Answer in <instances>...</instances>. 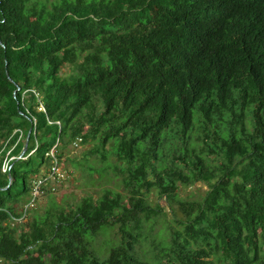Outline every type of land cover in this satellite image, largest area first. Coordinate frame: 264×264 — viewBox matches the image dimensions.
I'll list each match as a JSON object with an SVG mask.
<instances>
[{
	"label": "trees",
	"instance_id": "1",
	"mask_svg": "<svg viewBox=\"0 0 264 264\" xmlns=\"http://www.w3.org/2000/svg\"><path fill=\"white\" fill-rule=\"evenodd\" d=\"M80 138L127 195L38 208ZM0 263L264 264V0H0Z\"/></svg>",
	"mask_w": 264,
	"mask_h": 264
},
{
	"label": "rangeland",
	"instance_id": "2",
	"mask_svg": "<svg viewBox=\"0 0 264 264\" xmlns=\"http://www.w3.org/2000/svg\"><path fill=\"white\" fill-rule=\"evenodd\" d=\"M93 144L81 145L75 149L69 147L64 151L62 164L60 166L59 179H52L45 195L40 199L37 207H44L51 204L52 199L58 201L63 206L75 208L82 199L92 197L98 200L105 190H112L127 195L123 185V174L115 168L118 162L114 156H107L104 160L97 153L91 152ZM209 185L199 182L194 186L182 187L181 197L186 200H202ZM150 201L155 206L159 204L163 207L167 216L165 222H159L157 229L161 230L165 225L173 228L177 227L176 220L179 219L172 213L171 207L165 197H160L157 192L150 195ZM184 217L183 213H179ZM118 229L103 231L97 238L89 239L92 248L101 259L107 258L110 250L116 246ZM4 264V263H0Z\"/></svg>",
	"mask_w": 264,
	"mask_h": 264
},
{
	"label": "built area",
	"instance_id": "3",
	"mask_svg": "<svg viewBox=\"0 0 264 264\" xmlns=\"http://www.w3.org/2000/svg\"><path fill=\"white\" fill-rule=\"evenodd\" d=\"M44 108L41 107L40 110H43ZM82 143V139H78L75 143H74V147L77 149L80 147ZM9 169V163H6L5 167H4V171L6 172L7 170ZM59 168H55L54 169V173H53V176L57 175L58 176V179L59 177L61 176L59 174ZM52 179V178H51ZM47 179H42V180H38L36 183H35V192H34V196L35 198H38L39 196H41V188L43 185H45L47 183ZM31 207H33V204L31 205ZM19 222H21V220H17Z\"/></svg>",
	"mask_w": 264,
	"mask_h": 264
},
{
	"label": "water",
	"instance_id": "4",
	"mask_svg": "<svg viewBox=\"0 0 264 264\" xmlns=\"http://www.w3.org/2000/svg\"><path fill=\"white\" fill-rule=\"evenodd\" d=\"M28 146H26V148L24 149V154L27 152Z\"/></svg>",
	"mask_w": 264,
	"mask_h": 264
}]
</instances>
